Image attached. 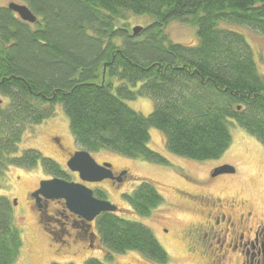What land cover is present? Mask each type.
Returning <instances> with one entry per match:
<instances>
[{
    "label": "trees",
    "instance_id": "obj_1",
    "mask_svg": "<svg viewBox=\"0 0 264 264\" xmlns=\"http://www.w3.org/2000/svg\"><path fill=\"white\" fill-rule=\"evenodd\" d=\"M22 1L37 15L35 23L0 6V186L11 166L34 168L39 162L51 176L68 178L36 149L17 154L25 130L53 117L58 104L76 143L91 152L107 149L168 163L148 145L156 128L171 153L217 159L232 144V121L264 146V77L246 36L221 25L264 33V0ZM129 13L153 20L143 38L116 25ZM176 19L196 24L197 44L167 37L164 28ZM138 97L154 100L150 114L125 102ZM126 200L148 216L163 198L154 183L144 181ZM96 226L100 241L114 252L170 261L141 222L104 212ZM22 243L12 206L0 196V263L16 264ZM85 264L107 263L90 258Z\"/></svg>",
    "mask_w": 264,
    "mask_h": 264
},
{
    "label": "rangeland",
    "instance_id": "obj_2",
    "mask_svg": "<svg viewBox=\"0 0 264 264\" xmlns=\"http://www.w3.org/2000/svg\"><path fill=\"white\" fill-rule=\"evenodd\" d=\"M24 3L22 0H0V6L8 7L9 3ZM149 16H137L129 13L124 20L116 22L118 27L125 26L130 31L135 26H141L143 31L139 37L143 38L144 29L152 23ZM222 26L233 28L243 33L251 45L257 68L264 77V33L247 26L222 23ZM167 37L176 43L194 45L198 43L197 26L181 20H172L164 28ZM115 85L118 80L114 79ZM117 93V89H114ZM134 110L144 115L154 109V100L150 97H138L135 100H125ZM55 115L43 123L29 126L19 144L17 154L26 149H36L43 156L59 163L68 175L67 180H73L75 174L68 168L66 160L68 154L75 149H86L76 143L69 124V118L61 104L55 107ZM232 144L229 149L217 159L193 160L171 153L166 147L165 136L162 131L151 128L149 147L160 153L169 162L154 163L141 158H130L113 151L102 149L91 154L99 161L105 160L113 164L115 169L127 168L133 178L124 185L123 191L113 189V194H107L105 199L118 206L115 212L126 220L141 222L154 231L158 237L162 215L173 216L171 224L179 229L197 216L185 207V214L180 209H170L169 201L174 199L171 186L180 185L181 178L185 180V189H194L206 182L208 173L213 166L229 163L238 172L236 175L224 174L212 183V188L227 194L239 195L247 199L248 203L264 219V146L235 121L229 124ZM52 176L44 169L41 162L34 168L11 166L2 180L0 196L5 197L12 206V213L17 226L20 228L22 248L16 264H85L90 258H96L107 264H157L135 251L117 253L105 246L98 237L96 221L91 230L95 237L93 242L88 237L80 235L78 229L70 227L62 233L63 217L57 216L60 222L45 221L44 227L53 230L56 236H50L40 224L38 210L28 202V192L37 187L40 180ZM150 181L155 184L164 196L165 202L161 207L151 212L148 217L137 214L129 207L125 195L131 194L142 182ZM107 186H111L107 183ZM197 185V186H195ZM210 187V186H208ZM97 190L96 187H92ZM111 188V187H110ZM16 201V203H15ZM127 202V203H126ZM170 209V210H169ZM178 222V223H176ZM159 238V237H158ZM160 239V238H159ZM170 254L167 264H201V259L191 255L178 237L168 235L165 243L161 241Z\"/></svg>",
    "mask_w": 264,
    "mask_h": 264
},
{
    "label": "flooded vegetation",
    "instance_id": "obj_3",
    "mask_svg": "<svg viewBox=\"0 0 264 264\" xmlns=\"http://www.w3.org/2000/svg\"><path fill=\"white\" fill-rule=\"evenodd\" d=\"M77 150L80 149H75L68 154L66 164ZM96 161L99 164L111 163L105 160L99 161L96 159ZM218 166L221 165L213 166L208 173L206 182L200 186L195 185L197 187H194L193 190L190 188L185 189V180L183 178L180 179V185L171 186L174 192V199L169 201V208L172 210L180 209L185 214V207H187L195 213L197 218L189 221L186 225L185 223L181 224L178 229L171 224V221L174 220L173 216L162 215V224L159 232H157L160 239L154 235L162 244L161 241L165 243L169 234L170 237L176 234V237L183 243L184 253L186 243L187 252L200 258L201 264H264V219L259 216L246 198L227 194L211 187L213 181L221 175H236L238 172L235 168L233 173H222L213 176V171ZM111 170L112 177L98 182L83 181L79 177L78 172L72 171L75 174L72 181L83 183L91 189L96 187L97 190L93 189L95 196L105 199L107 194H113L112 188L118 189V193L123 191L124 185L134 175L130 174L127 168L115 169L113 164ZM41 181H39L36 188L28 192V202L34 204L33 206L38 210L40 224L43 226L45 221L60 222L61 219L57 216H61L63 217L61 222L62 233L73 227L78 229L80 235L88 237L93 242L95 234L91 230V226L96 220L89 222L70 211L64 199H47L41 196L38 201L33 193L40 188ZM107 183H110L111 188L107 186ZM98 192L104 197H100ZM162 198L163 201L154 207L151 212L164 204L165 198L163 195ZM129 207L132 208L130 205ZM48 228L43 226L48 235L52 236V238L56 236L54 231Z\"/></svg>",
    "mask_w": 264,
    "mask_h": 264
},
{
    "label": "water",
    "instance_id": "obj_4",
    "mask_svg": "<svg viewBox=\"0 0 264 264\" xmlns=\"http://www.w3.org/2000/svg\"><path fill=\"white\" fill-rule=\"evenodd\" d=\"M8 8L28 23H35L38 20L37 15L25 3L11 2ZM141 30V26H135L132 31L136 35ZM67 166L71 171L78 172L83 181L98 182L112 177V164H99L86 149L77 150L68 160ZM233 172H235L234 166L224 164L214 169L213 176ZM33 195L38 201L41 196L47 199H64L70 211L89 222L94 221L104 212H116L119 209L109 200L95 196L94 190L85 184L61 177L42 180L40 188Z\"/></svg>",
    "mask_w": 264,
    "mask_h": 264
}]
</instances>
